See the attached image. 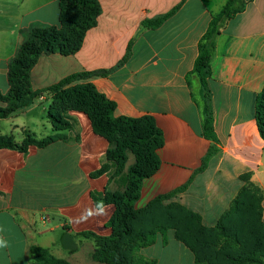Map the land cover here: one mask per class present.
<instances>
[{"label":"crops","instance_id":"1","mask_svg":"<svg viewBox=\"0 0 264 264\" xmlns=\"http://www.w3.org/2000/svg\"><path fill=\"white\" fill-rule=\"evenodd\" d=\"M99 2L97 25L86 32L79 51L68 57L43 54L31 70L32 89L78 72L109 71L88 82L116 104L115 115L152 117L164 136L159 170L144 181L136 209L174 193L165 204L178 203L199 214L205 226L215 227L244 187L241 176L249 174L250 183L263 191L264 223V140L255 120L256 97L264 88V0H247L245 11L230 19L216 39L208 105L218 152L211 157L207 155L214 143L203 131L204 92L191 72L199 41L227 0ZM176 8L160 26L143 25ZM59 15V0H0L2 94L10 89L9 65L29 31L58 26ZM51 104V96L45 95L0 120V136L12 137L18 145L28 137H63L43 148L30 145L27 152L0 150V238L7 242L0 247V264H35L30 256L33 246L72 264H101L91 261L94 242L76 234L112 232L106 226L115 211L112 204L105 205L104 216L75 222L85 209L95 207L93 194L120 188L114 170L92 177L106 162L109 143L95 134L81 111H67L71 129L54 131ZM127 156L125 172L135 163L130 151ZM65 232L78 245L75 252L62 248ZM165 236L159 235L152 246H184L174 230Z\"/></svg>","mask_w":264,"mask_h":264},{"label":"trees","instance_id":"2","mask_svg":"<svg viewBox=\"0 0 264 264\" xmlns=\"http://www.w3.org/2000/svg\"><path fill=\"white\" fill-rule=\"evenodd\" d=\"M246 7L247 0H227L221 12L212 17L198 44V56L191 74L196 76L204 92V135L214 143L207 157L218 152L214 118L208 105L216 39L226 23L244 12ZM59 9V25L32 28L10 62V89L6 94L0 92V120L30 107L36 99L50 95L49 118L54 131L71 129L66 113L76 110L88 115L95 134L108 141L106 162L92 177L114 170V176L120 177V188L115 192L95 193L92 198L95 205L103 201L105 205L115 207L106 224L112 232L108 236L93 231L76 234L78 238L94 242L92 261L101 264L141 263L142 258L137 254L154 245L159 235L165 236L168 230H174L176 240L193 254L195 264H264L263 191L250 183L249 174L241 176L244 187L215 227L205 226L199 214L178 203L165 204L174 193L160 195L146 207L136 209L144 181L160 167L158 151L164 145V136L155 120L148 116L135 119L115 115L116 104L88 82L94 77L106 76L109 71L78 72L41 90L32 89L31 70L39 58L45 53H59L65 57L74 55L81 48L86 32L97 25L102 12L99 0H59ZM177 10L143 25L156 28ZM255 120L264 140V88L256 97ZM60 139L63 137L58 134L42 140L28 137L18 145L12 137L0 136V150L27 152L30 145L43 148ZM128 151L135 156V163L125 172ZM30 256L35 264H72L53 256L49 249L37 246L30 248Z\"/></svg>","mask_w":264,"mask_h":264},{"label":"rangeland","instance_id":"3","mask_svg":"<svg viewBox=\"0 0 264 264\" xmlns=\"http://www.w3.org/2000/svg\"><path fill=\"white\" fill-rule=\"evenodd\" d=\"M82 241H84V243L90 242L88 240ZM80 249L86 251V247H81ZM137 255H139V257L141 255L143 261L141 263L140 261H138L137 264H195L193 261V256L189 253L187 249H185L184 246L182 248H178L176 245H169L163 247V245L157 244L155 246L147 248V250H144L143 252L141 251V254L139 252ZM203 264L211 263L205 262Z\"/></svg>","mask_w":264,"mask_h":264},{"label":"clouds","instance_id":"4","mask_svg":"<svg viewBox=\"0 0 264 264\" xmlns=\"http://www.w3.org/2000/svg\"><path fill=\"white\" fill-rule=\"evenodd\" d=\"M107 214L106 206L103 201L97 202L94 208L85 209L84 212L81 213L80 217L76 218V223H84L87 222L90 218L94 216H104ZM7 242L0 238V247H6Z\"/></svg>","mask_w":264,"mask_h":264},{"label":"water","instance_id":"5","mask_svg":"<svg viewBox=\"0 0 264 264\" xmlns=\"http://www.w3.org/2000/svg\"><path fill=\"white\" fill-rule=\"evenodd\" d=\"M60 243L62 245V248L67 251H74L78 248V245L76 244L75 240L68 232L62 234L60 238Z\"/></svg>","mask_w":264,"mask_h":264}]
</instances>
